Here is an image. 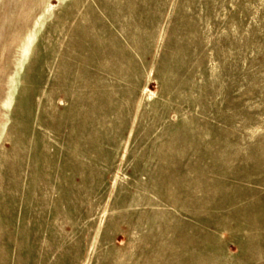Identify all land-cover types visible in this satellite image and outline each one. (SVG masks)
I'll return each instance as SVG.
<instances>
[{
    "label": "rangeland",
    "instance_id": "rangeland-1",
    "mask_svg": "<svg viewBox=\"0 0 264 264\" xmlns=\"http://www.w3.org/2000/svg\"><path fill=\"white\" fill-rule=\"evenodd\" d=\"M0 264H264V0H0Z\"/></svg>",
    "mask_w": 264,
    "mask_h": 264
},
{
    "label": "bare ground",
    "instance_id": "bare-ground-1",
    "mask_svg": "<svg viewBox=\"0 0 264 264\" xmlns=\"http://www.w3.org/2000/svg\"><path fill=\"white\" fill-rule=\"evenodd\" d=\"M24 60V59H23ZM20 67V66H19Z\"/></svg>",
    "mask_w": 264,
    "mask_h": 264
}]
</instances>
